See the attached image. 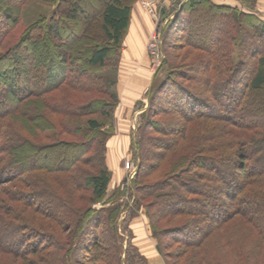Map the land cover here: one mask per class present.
I'll return each instance as SVG.
<instances>
[{
    "label": "trees",
    "instance_id": "obj_1",
    "mask_svg": "<svg viewBox=\"0 0 264 264\" xmlns=\"http://www.w3.org/2000/svg\"><path fill=\"white\" fill-rule=\"evenodd\" d=\"M90 1L52 0V5H56V18L43 17L34 23H38L41 36L33 35L36 27L26 28L19 39L6 43L9 46L0 53V169L10 168L15 172V180L10 181L19 186L16 194L8 192L11 196L8 199L17 200L18 205L9 204L7 196H3L5 193L0 192V264H82L86 260L91 264H149L134 244L133 233L126 237L120 228L124 213L121 203L111 198L106 201L108 205L95 206L107 193L110 171L102 166L94 172L89 170L75 175L83 164L92 159V145L99 144L100 149L105 150L102 136L112 133L111 129L104 130L103 126L108 123L117 102L112 90L115 82L103 71L112 57L111 53L115 58L118 55L136 0H104L101 7L97 10L92 8L86 18L83 8L90 5ZM236 1L240 7L211 0H187L170 13L174 14L170 22L176 24L178 30H182L181 21L184 19L191 22L182 30L189 37L195 32L197 21L198 26L206 24L207 31L201 35L202 44L186 39L188 47L196 48L203 55L188 61L190 70L181 75L186 84H172L175 92H183V96L192 102L186 108L182 103L178 104L179 109L182 108L185 125L164 143L163 153L157 154L162 160L169 151L174 152L164 169L167 179L157 184L151 181L142 183L139 179L144 173L140 160L147 156L144 153L149 150V143L159 147L154 136H150L148 141L142 139L145 130L152 128L159 134L164 127L154 119L160 114L161 105L152 106L166 99V96H158L159 88L150 90V105L140 115L141 123L137 129L140 134L132 141V146L139 152V163L133 180L134 202L130 215L139 207L145 208L149 231L165 264H169V257L174 259V264L179 262L180 251L165 250L173 242L193 251L192 264H217L212 258L213 250L217 245L225 254L226 249L221 240L228 246L226 256L229 255L232 239L226 232L224 235L219 232H223L224 225L231 219L226 210L216 207L214 211V207L203 200L210 185L216 194H225L230 210L238 216L235 220L251 224L257 230L258 239L256 235L249 238L252 232L247 231L245 237L242 235L254 249L245 243L240 248L241 243L237 245L236 242L235 248L232 246L236 259L231 261L223 254L225 264H264V122H260L262 119L257 123L245 121L249 118L259 120L260 117L251 115L250 108L257 107L260 102L264 107V48L257 47L264 41V19L257 15L256 0ZM12 2L0 0V17L4 16L10 25L17 21V15L11 14L14 11ZM93 20L98 24V33H92L93 36L87 39L83 51H80L81 59L70 58V50L75 42L83 40ZM77 26L81 32L73 35L75 41L66 42L63 31ZM5 36L0 32V39ZM163 54L159 68L165 67L166 81L171 73V59ZM191 84H195L201 95L191 88ZM69 90L72 91L71 96ZM176 100L181 101L182 98L178 96ZM204 102L213 105L206 106ZM217 104L221 106L218 115L210 117L209 112ZM28 109L35 117L26 118L24 114ZM185 110L190 113L186 114ZM49 114L57 120L51 121ZM17 115L29 119L27 125L18 123ZM38 116L45 119L46 125L40 123ZM237 117L240 120L235 119ZM8 121L14 122L16 129L13 132L7 129ZM195 123L203 125V130L196 129ZM26 126L33 128L34 133L23 132ZM64 134L73 137L74 143L62 144L64 139L60 137ZM46 140H53L54 148L68 146L65 149H69L63 155L49 154V145L43 143ZM8 145L13 147L7 148ZM42 154L48 155V163L41 164ZM234 155L242 160L244 173L240 183L233 173ZM4 172L0 173V185L9 182ZM45 174L53 175L54 181L59 182V188ZM79 188L87 193L79 194L76 203L74 192ZM147 198L151 201L146 202ZM164 198H170V202L178 200L183 206L167 209ZM193 205H197L199 210ZM201 212L214 218L205 225L204 231L186 225L172 226L165 232L164 227H158L154 220L158 215L160 226V220L185 216L186 223L192 224ZM184 229L187 233L181 234ZM23 230L42 239L28 251L24 245L26 239L22 238ZM169 232L182 236L171 235L163 243ZM194 233L198 236L190 242ZM86 237L91 239L87 241ZM107 238L110 239L109 252L102 248L103 243L107 244L104 240ZM78 251L84 253L77 258L75 254ZM52 255L57 259L56 263Z\"/></svg>",
    "mask_w": 264,
    "mask_h": 264
},
{
    "label": "rangeland",
    "instance_id": "obj_2",
    "mask_svg": "<svg viewBox=\"0 0 264 264\" xmlns=\"http://www.w3.org/2000/svg\"><path fill=\"white\" fill-rule=\"evenodd\" d=\"M6 1L7 0H5V2ZM12 1L13 2L11 6L14 9V11L11 14H13L12 16H14V13L17 15V17L15 18L17 21L15 22L14 25H10V22L7 23L5 21L4 16L0 17V32H3V35H6L4 39H0L1 51L5 50L6 47L9 46L6 45V43H12L15 42V40L19 39L20 35L26 30V28H30V27L32 28L33 26L36 27L32 31V33L33 35H36L37 33L39 36L41 30L38 29L37 26L38 23L34 24L36 21L39 22V20H41L43 17L48 19L49 17L54 16L56 18L54 14L56 5H52V0H48L49 2L47 1L45 3H41L40 2L41 0L39 2H36L35 0H25L24 2H22L23 0L21 1L12 0ZM103 1L104 0L90 1V5L83 8L85 15H87L86 18L89 17L90 10L92 8L93 9L96 8L97 10L99 7H101ZM183 1L184 0H136L133 3L132 10L138 9V11H136V15L135 13L134 15L131 14L130 22L124 34L120 49L118 51V55L115 58L113 53H111L112 57L108 61V65L103 71V74L107 75L111 79H114L115 82L112 90L116 95L117 102L111 111V117L110 118L108 117V123H106L103 126L104 130L108 131L109 129H111L110 131L112 133L108 136L105 134L104 136H102L103 139L101 138L104 141L103 148L105 147L104 148L105 150L100 149V146H98L99 144L92 145V150L90 152V154H92L90 155V157L92 156V159L88 164L86 165L83 164L75 174L76 176H78V174L81 175L82 173H86V171L89 170L94 172L99 167L102 166L106 167L110 171L111 178L107 189V193L103 198V200L95 204V206L99 207V206L108 205L109 202L106 201L111 198H115V200L120 202L122 208L124 209V213H123L124 219L122 217V219L120 220V228L122 232H124L126 237L127 236L129 237L130 234L133 233L134 235L133 242L135 245L138 246V249H141L139 242L141 243L142 240V235L140 234V232H138V230L139 231L149 230V218L145 213L144 207L141 208L139 207V209L136 210V212L133 213L132 216L130 215V209L133 208V202H134L133 180H134V175L138 170V163H139V158L137 156L139 152L137 153L136 151L137 149L134 146H132V141L134 138L137 139L138 134H140L137 132V129L141 123L140 115L143 111L148 109L150 105L149 104V94L151 92L150 90L152 88L153 90L159 88L160 90H158V92L159 91L160 92L158 96L160 97L166 96V99L160 100V102L157 101L152 106L154 107L155 105H159V104L161 105V107H159L161 109L159 112L160 114L157 117H154V119H158L159 124H163L164 127L162 130L160 129L161 131L159 134L154 132L152 128H148L145 130L146 134H144V137L142 139L145 141L147 139L148 141V138L150 136H154L159 142L158 144L159 147L157 145L149 143V148H148L149 150L146 151V153H144L147 156H145L142 160H140L142 163L144 173L140 175L139 178L141 179L142 183L145 182L150 183L149 181H151V183L155 182V184H157L159 183V181H164L165 179H167L166 178L167 176H165L164 173V169L167 167V164H169L168 161L172 157L171 153L174 152L169 151L167 157H165L162 160L160 157H158L157 154L160 153L161 155V153H163L161 149H163L164 143L166 144L168 140L172 139V135H174L177 132V129L182 128L184 124V119L181 116V113L183 111H181L182 108L179 109L180 106L178 104L182 103L183 105H185L184 107L186 108V106H189V103L192 102L191 99H189L186 96L185 97L183 96L184 95L183 92L181 91L175 92L173 90L174 86L172 84L173 82L175 84L181 82L186 84L187 81L184 78H182L181 75L184 76L185 74L188 73V70H190V65L188 61L193 60L200 54L203 55V53L197 50L196 48L188 47L186 43V39H188L191 42L202 44L203 40L201 38V35L205 34V32L207 31L206 24L204 25L202 23L201 26H198L199 23L197 21L196 27L194 29L195 32L194 33L192 32L191 33L192 35L189 37V35L184 33L182 30L188 27L189 23L191 22L186 21L183 18V16H181L184 19V21H181L183 24L182 30H178L176 28L177 25L176 24L174 25L173 23L170 22L172 21V18L174 16V14H170V13L172 12V10H175L178 5L181 6ZM257 2L258 0H256L255 3L256 10H257ZM146 3L153 4L152 12L148 11V6L146 5ZM4 5H6V3H3V6ZM257 15L259 17L264 16V12L258 11ZM204 19H208V18L204 17ZM82 25L83 23L80 25V27H82ZM86 31L87 33L84 34L83 40L77 43L75 42L73 49L70 50L71 51L70 58H74L76 60L81 59L82 52L80 51H83L87 39H89L91 35L93 36L92 33H98L99 31L98 24L95 22V20H93L92 24L88 27V30ZM80 32L81 29H78V26L77 28L70 27L69 29L63 31L65 38L64 40L66 42L69 41L73 43L75 41L73 35L76 33L79 34ZM257 47L264 48V41L263 43L261 42V45H258ZM163 52L167 54L168 58L171 59L169 61L171 67V73L170 76L167 77L166 84L164 83L166 82L164 81L166 74V71L164 70L165 67L162 69L159 68V66L162 63V59L164 57ZM0 53H4V52L2 51ZM172 59L174 60L172 61ZM191 88L196 92L200 93L201 95V91L197 89L195 84H191ZM70 92L72 93V91L69 90V93ZM178 96L182 98L181 101L176 100ZM199 98H201V96H199ZM192 100L194 101V99ZM260 103L257 104L258 111H257V107L255 106L250 108V111L252 113L251 115L255 114L256 117H260L259 120L255 121L254 118H249L245 120L246 122L253 121L251 123H255V122L257 123L261 119L262 120L260 122H264V107L261 106ZM205 104L206 106H208V104L210 105L211 103L206 102ZM219 109H221L220 104H217V106L214 105V110L210 112L208 111L209 115H211L210 117L218 115ZM29 110L30 109H28L24 114L26 118L35 117V115ZM185 113L187 114L190 112H188V110L187 111L185 110ZM204 113H206L205 110ZM15 117H17L16 121L18 123L21 122L27 125V121L29 119H26L22 116L20 117L18 115ZM48 118H50L51 121L57 120L55 116L50 114L48 115ZM98 118L100 119V117ZM37 119L40 121V123H42V125L45 124L46 122L45 119H42L39 116L37 117ZM235 119L240 120L238 117ZM109 121L111 122L110 126H109ZM6 124H7V129L11 130L12 132L16 129L14 122L11 123L8 121ZM195 128L196 129L200 128L201 130H203V125L201 126L200 124L195 123ZM23 132L32 133V134L34 133L33 128L29 126H26L25 129H23ZM13 138H12L13 141H15L16 138L14 136ZM60 138L64 139L62 141V144L64 145L73 144L75 141V139L70 135L64 134ZM43 143L45 145L46 144L49 145V149H47V151H49V154L59 153L60 155H63L69 149V148L65 149V147L68 146L54 148V146H52L51 144L53 143V140H46L43 141ZM12 147H13L12 145L7 146V148H12ZM40 159H41V164L48 163L50 161L48 155L42 154ZM241 163L242 160H240L237 157V155H234V166H232V168L234 170L233 173H235L234 175L238 183L241 182L244 173L241 168ZM3 171L7 172L8 174L7 176L5 172L3 175L6 177V179L8 178V180L6 181L9 182H5L0 185V192L5 193L3 196L5 197L7 196L8 199V197H11L10 194H8V192L16 194L18 192L17 189L19 188V186H16L15 185L16 183L10 181L13 179L15 180V178H13L15 172H13L10 168H7L6 170L0 169L1 174ZM38 172L42 174L41 171ZM211 173L213 172H210V174ZM45 177H47V179L50 182H52L56 188H59V182L54 181L55 177L53 178V175L45 174ZM210 186L211 188L210 187L207 188V191L204 193L203 200L206 203L210 204V206H213L214 211H216V207L217 208L221 207L223 211L226 210L228 213V217H230L231 219L229 222H227V224L224 225L223 232L221 230L219 233H222L224 235V233L226 232L225 234L227 235V237L229 239H232L230 241L232 243L233 248H235L236 246L235 243L237 242V245L241 243L240 248L243 245L242 243H245L246 245H248V247L250 246L251 248L254 249V246H252L249 243V240L245 241L244 237L247 234L246 232L248 231V232H252L251 237L249 238L253 239L256 235L258 239L257 230L251 224L245 222L244 224L235 220L237 219L238 216L237 214L234 215V213L230 210L231 206L229 205V201H226L227 197L225 196V194H220V195L216 194V191L213 189V186L212 185ZM75 191H78L76 193L74 192L75 202L77 201L76 199L79 194L84 195L87 193V191H85L83 188L81 189L79 188L78 190ZM15 194H11V195H15ZM69 195L73 199V197L71 196L72 194ZM8 201H9L8 203L11 205H18L17 200L12 201L11 199H8ZM150 201L151 198L146 199V202H150ZM164 201H165V206H167V209L174 208L177 206H183V203H180L178 200H173V202H170L171 201L170 198H164ZM193 208L199 210V207L197 205H193ZM212 219L201 212L199 213L198 218L192 220L193 222V223L191 222L192 224H189L188 222L186 223L187 219L185 216H177V217L171 216L169 218H165L164 220H160L161 225L159 226L158 215H155L154 217L155 224L160 228L164 227L163 229L165 230V232L168 231L166 230L167 228L172 229L171 228L172 226H186V225L190 226L191 228L193 227L194 229L199 228L204 231L205 225L209 221H212ZM214 222L216 223V221ZM249 227H251L252 229L250 230ZM123 229H126L127 231L126 230L124 231ZM22 233H23L22 238L26 239L25 240L26 242L24 243V245L26 246L25 247L26 251L30 250L31 246L35 245L36 243H39L40 240H42L39 237H34L33 235L31 236L29 232H26V230H23ZM182 233H187V231L184 229L182 230L181 234ZM196 233H194V235L192 234L190 238L191 239L190 242H193V240L197 238L198 235ZM181 234L169 232L163 238V243L166 242L171 235H175L177 236V238H180L182 236ZM242 235H244V237H242ZM88 239L91 238L86 237L87 241ZM104 240L107 242V244L103 243L102 248L103 250L107 249L106 251L109 252L108 250L111 249L109 248L110 239L107 238ZM233 240L235 242H233ZM253 241L254 240H252V242ZM42 243H49V241H43ZM220 243L224 246V248L228 250V246H226L223 243V240H221ZM111 244L114 245L113 242ZM212 244L213 243H211V246L214 245ZM170 245H169L170 247L165 248V250L169 249V251L173 253L176 251L178 252L180 251L181 256L177 259L179 261L178 264H192V261L194 260V253L192 250L189 249V247L188 249H186L181 243L178 242H173ZM257 245L259 246V244ZM232 246L229 247V255L226 256V252H227L226 249H225V254L221 253L219 247L216 245L217 248L215 247V249L213 250L214 255L212 256V258L216 259L217 264H225V257L222 258L223 254L231 261L232 258H235L234 255L236 253H233ZM90 247H92V244L90 245ZM248 247L246 248V250L248 249ZM192 249H194V247ZM242 252H245V250H243ZM81 253L84 252L81 251L76 252L75 257L77 258L80 257ZM253 253L256 252L254 251ZM108 255L110 254L108 253ZM52 259L56 263L57 259H55L54 255H52ZM218 260L220 261L219 263ZM251 261H255V260H251ZM168 262L169 264H174V259L172 257H169ZM82 264H91V261L86 260Z\"/></svg>",
    "mask_w": 264,
    "mask_h": 264
},
{
    "label": "crops",
    "instance_id": "obj_3",
    "mask_svg": "<svg viewBox=\"0 0 264 264\" xmlns=\"http://www.w3.org/2000/svg\"><path fill=\"white\" fill-rule=\"evenodd\" d=\"M217 4H226V5H230V6H238L240 7L239 2H237L236 0H211ZM257 10L259 12H264V0H258L257 2ZM133 11V12H132ZM131 11V14L136 15V11H138V9H133ZM261 18H264V16H261ZM138 232H140V234L142 235V240L141 243L139 242L140 246H141V253L146 256V258L148 259L149 264H165L161 255L159 254V252L156 249V241L155 239L151 236V233L149 230H138ZM161 260V261H160Z\"/></svg>",
    "mask_w": 264,
    "mask_h": 264
},
{
    "label": "built area",
    "instance_id": "obj_4",
    "mask_svg": "<svg viewBox=\"0 0 264 264\" xmlns=\"http://www.w3.org/2000/svg\"><path fill=\"white\" fill-rule=\"evenodd\" d=\"M146 5L148 6V11L152 12L153 11V7H152V3H146Z\"/></svg>",
    "mask_w": 264,
    "mask_h": 264
},
{
    "label": "water",
    "instance_id": "obj_5",
    "mask_svg": "<svg viewBox=\"0 0 264 264\" xmlns=\"http://www.w3.org/2000/svg\"><path fill=\"white\" fill-rule=\"evenodd\" d=\"M187 0H184L182 3L186 2Z\"/></svg>",
    "mask_w": 264,
    "mask_h": 264
},
{
    "label": "bare ground",
    "instance_id": "obj_6",
    "mask_svg": "<svg viewBox=\"0 0 264 264\" xmlns=\"http://www.w3.org/2000/svg\"><path fill=\"white\" fill-rule=\"evenodd\" d=\"M119 150V149H118Z\"/></svg>",
    "mask_w": 264,
    "mask_h": 264
}]
</instances>
